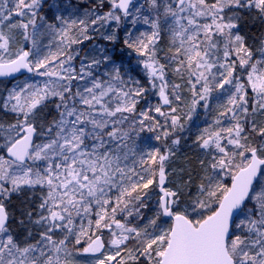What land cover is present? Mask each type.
Listing matches in <instances>:
<instances>
[{
	"label": "snow or ice",
	"instance_id": "1",
	"mask_svg": "<svg viewBox=\"0 0 264 264\" xmlns=\"http://www.w3.org/2000/svg\"><path fill=\"white\" fill-rule=\"evenodd\" d=\"M45 4L0 0V264H264V0Z\"/></svg>",
	"mask_w": 264,
	"mask_h": 264
},
{
	"label": "trees",
	"instance_id": "2",
	"mask_svg": "<svg viewBox=\"0 0 264 264\" xmlns=\"http://www.w3.org/2000/svg\"><path fill=\"white\" fill-rule=\"evenodd\" d=\"M54 0H46V4L44 7V11H43V15L45 12L48 13L47 16H50L49 13L52 12V8L50 6V3L53 2ZM59 2L60 6L66 7V6H73V7H77L79 6L81 3L84 2V0H69V3H64L61 1H65V0H56ZM81 11H83V9H81ZM261 30H264L261 28L260 24L257 22L256 27L253 28L251 23L247 26L244 27V33L248 34V35H258L260 33ZM29 46H30V42H28ZM111 47V46H110ZM112 54L114 57L120 58L122 59L125 67L129 68L132 70V74L136 75L140 72V69L136 66L135 64V60L132 59L126 51H124L122 49V47L120 45H117L114 48H111ZM119 62V60H118ZM5 83H8V80H3ZM198 115L196 117H192V120L189 121V126L192 128L193 133L196 132L197 128H203L206 126V122L210 123L211 122V116L205 112L204 109L200 108L197 109ZM196 112V113H197ZM203 116V119H202ZM194 138V137H193ZM152 143H156L155 141H152ZM182 148L180 150L179 153L182 154V160L184 161V163L186 164V168H192L195 169L197 167V156L198 153L195 151V149L191 146V140H189L186 144L182 142ZM19 202V201H18ZM16 208H19L18 211L14 210L16 212H19L21 210H23L22 208H20V205Z\"/></svg>",
	"mask_w": 264,
	"mask_h": 264
},
{
	"label": "rangeland",
	"instance_id": "3",
	"mask_svg": "<svg viewBox=\"0 0 264 264\" xmlns=\"http://www.w3.org/2000/svg\"><path fill=\"white\" fill-rule=\"evenodd\" d=\"M61 2L69 3V0H65V1H61ZM57 5L60 6V5H59V2L56 1V0H54L53 2L50 3V6H51V8H52V12L49 13L50 16H53V15L56 14V8H55V6H57ZM60 7H63V6H60ZM44 15L47 16L48 13L45 12ZM39 39H40V41H41L42 44H47L49 38L46 37V36H42V37H40ZM30 46H31V44H30ZM91 47H92L91 45H88L86 50H90ZM135 64H136V63H135ZM24 78H25V76H23V77H21V78H17V79H15V80H16V81H23ZM197 115H198V112H197L196 114H194L193 116L196 117ZM202 119H203V116H202ZM173 167H176V168L184 167V168H186V164H185L184 161L182 160V154H181V153H178V159L176 160V162H175V164L173 165Z\"/></svg>",
	"mask_w": 264,
	"mask_h": 264
},
{
	"label": "water",
	"instance_id": "4",
	"mask_svg": "<svg viewBox=\"0 0 264 264\" xmlns=\"http://www.w3.org/2000/svg\"><path fill=\"white\" fill-rule=\"evenodd\" d=\"M24 75H30V74L25 73ZM19 76H22V75L17 74L16 75V78L19 77ZM0 79H9V80H12L13 78L12 77H7V78H0Z\"/></svg>",
	"mask_w": 264,
	"mask_h": 264
},
{
	"label": "flooded vegetation",
	"instance_id": "5",
	"mask_svg": "<svg viewBox=\"0 0 264 264\" xmlns=\"http://www.w3.org/2000/svg\"><path fill=\"white\" fill-rule=\"evenodd\" d=\"M13 203L15 204V208L13 209V211L14 210L18 211L19 208H16V207H18L20 205V203L18 201H14Z\"/></svg>",
	"mask_w": 264,
	"mask_h": 264
},
{
	"label": "bare ground",
	"instance_id": "6",
	"mask_svg": "<svg viewBox=\"0 0 264 264\" xmlns=\"http://www.w3.org/2000/svg\"><path fill=\"white\" fill-rule=\"evenodd\" d=\"M20 208H22V206L20 205Z\"/></svg>",
	"mask_w": 264,
	"mask_h": 264
}]
</instances>
